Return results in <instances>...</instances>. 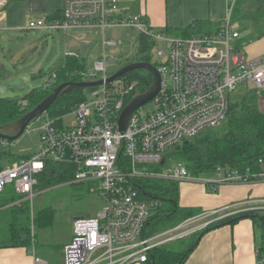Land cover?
Listing matches in <instances>:
<instances>
[{"label": "built area", "instance_id": "2783aa9c", "mask_svg": "<svg viewBox=\"0 0 264 264\" xmlns=\"http://www.w3.org/2000/svg\"><path fill=\"white\" fill-rule=\"evenodd\" d=\"M235 1L228 4L218 27L186 36L156 31L142 15L124 17L118 0H64L58 17L30 20L24 27L63 33L99 30L103 46H115L117 42L105 40V29L128 26L154 42L151 50L159 47L157 60L151 62L161 78L159 91L150 100L153 108L140 113L139 108L147 102L138 107L124 131H119V116L137 81L121 75L89 91V96L70 111L75 117L70 125H64V115L53 120L45 117L38 128L40 151L0 170V192L11 185L17 194L29 200L34 197L38 177L47 161L69 165L77 183H98L104 206L94 217L74 221L72 239L63 248L62 264L147 263L148 253L155 247L184 238L213 222L199 226L200 218L195 216L149 235L148 223L161 203L146 194L141 198L136 183L146 178L199 181L184 166L169 163L168 151L221 127L236 86L245 91L248 87L264 91V59L245 57L238 44L240 34L231 27ZM6 3L0 0V8ZM83 75L84 80H105L109 76L105 55L95 60ZM50 86L46 83L43 88ZM21 105L26 106L27 101L22 100ZM29 131L30 124L23 132ZM248 171L239 174L218 166L215 176L222 182H246L250 180ZM208 179L206 183H213L212 178ZM185 225L192 229L184 233ZM33 261L47 264L38 256ZM256 264H264V253L259 248Z\"/></svg>", "mask_w": 264, "mask_h": 264}, {"label": "trees", "instance_id": "16d2710c", "mask_svg": "<svg viewBox=\"0 0 264 264\" xmlns=\"http://www.w3.org/2000/svg\"><path fill=\"white\" fill-rule=\"evenodd\" d=\"M260 9L244 15L251 21H259L264 18V0H259ZM206 21H196L186 29L178 30L177 36L189 34L206 26ZM138 52L150 62V50L154 44L145 37L138 35ZM84 58L70 54L65 56L64 62L55 71L54 82L50 88L32 89L24 94L20 100L0 97V125L11 123L20 118L28 110L48 96L52 88L61 83L78 82L84 80L83 75L87 71ZM129 80L136 79L137 86L132 89L133 95L127 98L129 101L135 94L145 92L152 83L151 75L143 70H135L122 75ZM85 90H77L59 97L44 113L50 119H60L67 115L77 104L86 99ZM264 91L246 90L239 101L230 102L226 129L222 132L209 131L199 135L187 143L179 144L168 151L166 159L169 163L184 166L193 177L211 178L215 176L218 166L228 170L244 174L249 171V179L257 180L264 174V111L259 109V97ZM26 100L27 105L22 106L21 101ZM217 129V128H216ZM214 129V130H216ZM12 142L0 139V170L20 159H28L31 154L16 155L11 149ZM73 173L69 165L56 164L47 161L44 172L38 177V190L46 189L57 183L70 181ZM136 187L139 196L157 199L161 203L153 214L152 219L169 218L174 225L180 221L198 214L199 210L181 208L178 206L179 182L160 178H146L137 180ZM146 194L144 196L142 194ZM24 196L17 194L12 186H6L0 192V249L11 247L33 246L35 241V229L51 227L54 223L55 210L52 207H44L32 214L29 200H23ZM249 215L252 221L261 230V245L258 247L264 253V211H247L228 216L224 219L209 223L203 229L195 232L188 247L181 251H173L167 248H154L148 253V262L153 264H171V257L175 263L182 261L192 249L200 234L220 224H231L241 217ZM252 215H254L252 217ZM172 226V225H171Z\"/></svg>", "mask_w": 264, "mask_h": 264}, {"label": "rangeland", "instance_id": "374dc122", "mask_svg": "<svg viewBox=\"0 0 264 264\" xmlns=\"http://www.w3.org/2000/svg\"><path fill=\"white\" fill-rule=\"evenodd\" d=\"M228 3L230 5L232 0H228ZM259 9V0H237L233 4L231 27L240 33L245 45L259 37H264V18L253 22L244 17L245 14ZM123 14L124 17L137 16L130 12L129 7L126 14L124 12ZM154 30L160 31L159 29ZM138 34L136 29L128 26L108 27L104 32L105 40L117 42V44L115 46H103L102 32L99 30H68L65 33L42 30H27L21 33L20 31L0 30V66H3V69L0 70V85L7 88V91L0 97L20 100L30 90H38L43 88L46 83H53L52 74L61 66L65 55L72 52L78 53L84 58L88 69H91L95 60L104 54L106 71L110 75L121 66L136 59ZM130 44L132 48H130ZM158 48H153L150 51V62L157 60ZM110 60H113L114 63H109ZM100 75L101 73L98 74V77ZM22 77H30V80L23 82ZM248 89L250 88L248 87ZM244 92L242 86H236V90L230 95V99L239 101ZM83 93L86 97L89 96L88 90L85 89ZM258 105L259 109L264 111V95L259 97ZM148 108H153L151 101L140 107L139 112L144 113ZM74 118L71 112L65 114L64 125H70ZM44 119L45 116L42 114L39 119L30 123L29 132H23L18 139L12 141L10 149L14 154L22 155L40 151V131L38 128L43 124ZM225 129L226 123H222L221 127L219 126L213 131L222 132ZM216 179L214 178L213 182H218ZM198 180L205 182L209 179L198 177ZM182 182H188V179L180 183ZM97 189L98 183L96 181L77 183L73 178L46 189L38 190L35 188L34 197L31 200L23 199L29 200L32 214L41 208L52 207L55 210V217L51 227L34 230L35 241L31 248H34L41 257H48L49 261L55 257V264H62V247L72 237L74 221L78 218L94 217L104 206ZM184 191L180 186L179 193ZM151 223H154V227L157 224V229H169L171 225H174L173 220L169 218L155 219L154 217ZM252 226L256 235H259L260 231L257 224L254 223ZM191 241V238L176 240L169 242L166 247L181 252L188 247ZM257 241L258 243L261 242L260 235ZM50 254H52L51 258H49Z\"/></svg>", "mask_w": 264, "mask_h": 264}, {"label": "crops", "instance_id": "0c3cea01", "mask_svg": "<svg viewBox=\"0 0 264 264\" xmlns=\"http://www.w3.org/2000/svg\"><path fill=\"white\" fill-rule=\"evenodd\" d=\"M6 1L5 7L0 8V30L8 32L20 31L21 33L27 31L24 27L30 20L58 17L61 14L64 4V0ZM118 1L120 5L119 8H121L122 12L126 14L129 7L131 13L144 16L152 29H159L170 36H177L178 30L186 29L196 21H206L208 24L200 30L189 32L190 35L212 31L218 27L223 17H225L229 4L228 0ZM209 26H211V28H209ZM238 44L241 46L242 54L245 57L253 58L260 56L264 59V37H259L257 40L245 45L240 36ZM70 54H76V56L82 58L75 52L68 53L65 56ZM2 69L3 66H0V70ZM211 178L216 179V176ZM216 180L218 182L214 181L213 183L191 180L180 183L185 180L178 181L179 187L181 186L183 190H185L183 193H179L178 206L181 208L197 209L199 212L177 224L197 216L200 218L199 223L201 224L199 226H202L207 221L214 222L218 218H226V216H233L245 211H264V177L246 182H222L218 179ZM151 221L152 218L146 229L149 235L167 229H157L158 225L155 224L154 227V223H151ZM252 225H254V222L251 217H241L234 223L220 224L203 232L199 235L194 246L180 264H256L257 249L261 245L262 238L261 230L259 229L261 242L258 243L257 239L259 235H256ZM191 229L192 228L185 225L183 232H189ZM194 234L195 233L188 234L184 238L178 240L191 238ZM71 239L72 237L69 239V242ZM69 242L67 241L63 244L62 259L63 248ZM167 244L161 247L167 248ZM30 248L11 247L0 249V264H34L33 260L35 256L44 259L47 264H55V257L51 258L52 254H50L49 258H51V260L49 261L48 257L43 258L36 253L37 251H35L34 248ZM175 261L176 259L171 257V264H179V262L175 263Z\"/></svg>", "mask_w": 264, "mask_h": 264}, {"label": "water", "instance_id": "95a60500", "mask_svg": "<svg viewBox=\"0 0 264 264\" xmlns=\"http://www.w3.org/2000/svg\"><path fill=\"white\" fill-rule=\"evenodd\" d=\"M135 70H143L148 72L152 77V83L149 88L141 93L135 94L125 105L123 110L120 113L118 120L119 131H124L128 120L131 114L144 103L152 100L159 91L160 88V74L157 68L151 63L144 61L140 56L135 61L128 63L126 65L121 66L115 72L110 74L105 80L103 79H93V80H82L78 82H64L52 88L51 93L46 96L43 100H41L38 104L28 110L25 114H23L20 118L12 121L11 123H7L4 125H0V139H3L7 142H12L18 139L25 127L39 119V117L46 112V110L61 96L77 91V90H88L91 91L95 87L101 85L103 82H110L119 76L129 73ZM23 82L29 81L30 77H22ZM7 91V88L0 85V95H3ZM187 143V142H185ZM164 163V158L161 160V164ZM144 194V192H142ZM254 215H252L253 217ZM243 217H249V215H245ZM153 263V262H152Z\"/></svg>", "mask_w": 264, "mask_h": 264}, {"label": "flooded vegetation", "instance_id": "af4514ba", "mask_svg": "<svg viewBox=\"0 0 264 264\" xmlns=\"http://www.w3.org/2000/svg\"><path fill=\"white\" fill-rule=\"evenodd\" d=\"M140 56H144V54H139V52H138L136 59H137L138 57H140ZM136 59H134L133 61H135ZM143 60H144V61H147V60L144 59V58H143ZM133 61H131V62H133ZM131 62H130V63H131ZM147 62H149V61H147ZM127 64H128V63H127ZM125 65H126V64H125Z\"/></svg>", "mask_w": 264, "mask_h": 264}]
</instances>
